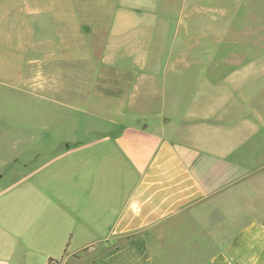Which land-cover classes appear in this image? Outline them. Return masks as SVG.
Listing matches in <instances>:
<instances>
[{
    "label": "crops",
    "instance_id": "0c3cea01",
    "mask_svg": "<svg viewBox=\"0 0 264 264\" xmlns=\"http://www.w3.org/2000/svg\"><path fill=\"white\" fill-rule=\"evenodd\" d=\"M136 10L119 3L91 80L41 95L68 113L0 191V264H264V80H151Z\"/></svg>",
    "mask_w": 264,
    "mask_h": 264
},
{
    "label": "rangeland",
    "instance_id": "374dc122",
    "mask_svg": "<svg viewBox=\"0 0 264 264\" xmlns=\"http://www.w3.org/2000/svg\"><path fill=\"white\" fill-rule=\"evenodd\" d=\"M122 1L149 24L151 80H215L229 92H237V80H264V0H0V191L12 188L13 171L26 172L24 163L56 152L35 158L40 150L32 145L59 138L68 107L41 95L59 93L66 80L92 79ZM67 19L94 29L67 30ZM99 250L66 264H84Z\"/></svg>",
    "mask_w": 264,
    "mask_h": 264
},
{
    "label": "trees",
    "instance_id": "16d2710c",
    "mask_svg": "<svg viewBox=\"0 0 264 264\" xmlns=\"http://www.w3.org/2000/svg\"><path fill=\"white\" fill-rule=\"evenodd\" d=\"M53 260H50V263L49 264H52Z\"/></svg>",
    "mask_w": 264,
    "mask_h": 264
}]
</instances>
